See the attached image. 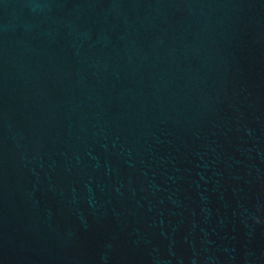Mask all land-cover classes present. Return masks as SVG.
<instances>
[{
    "label": "water",
    "instance_id": "water-1",
    "mask_svg": "<svg viewBox=\"0 0 264 264\" xmlns=\"http://www.w3.org/2000/svg\"><path fill=\"white\" fill-rule=\"evenodd\" d=\"M0 264H264V0H0Z\"/></svg>",
    "mask_w": 264,
    "mask_h": 264
}]
</instances>
